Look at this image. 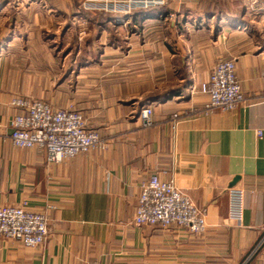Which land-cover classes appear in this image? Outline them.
Wrapping results in <instances>:
<instances>
[{"label": "crops", "instance_id": "obj_1", "mask_svg": "<svg viewBox=\"0 0 264 264\" xmlns=\"http://www.w3.org/2000/svg\"><path fill=\"white\" fill-rule=\"evenodd\" d=\"M104 1L120 10L86 12L85 38L70 0L0 3V205L49 218L38 246L0 236V264H264V0L128 12V0ZM112 30L129 37L110 39ZM220 59L235 61L245 100L204 113L207 97L189 86ZM17 95L82 112L108 148L50 163L41 149L15 147ZM154 174L206 210L203 233L135 225L140 185ZM232 188L243 190L241 224L229 217Z\"/></svg>", "mask_w": 264, "mask_h": 264}, {"label": "built area", "instance_id": "obj_2", "mask_svg": "<svg viewBox=\"0 0 264 264\" xmlns=\"http://www.w3.org/2000/svg\"><path fill=\"white\" fill-rule=\"evenodd\" d=\"M91 10H120L114 3L87 0ZM165 0H128L125 11L163 4ZM124 11V12H125ZM201 92L207 97L199 109L210 113L230 111L245 100L233 59H220L214 65L207 81L189 86V93ZM10 104L18 112L11 121L9 135L17 148H38L45 152L50 163H60L93 149L106 150L108 141L96 129L87 127L83 113L73 108H54L40 99L14 96ZM139 118L144 126L153 122V107L145 105ZM262 135L263 132H258ZM229 217L237 224L243 220V190H229ZM134 223L162 228H184L191 233L206 230V210L198 207L173 181L162 180L154 174L140 185ZM46 213L27 210L23 205H0V236L17 239L26 247L42 244L49 235ZM82 264H97L83 262Z\"/></svg>", "mask_w": 264, "mask_h": 264}, {"label": "rangeland", "instance_id": "obj_3", "mask_svg": "<svg viewBox=\"0 0 264 264\" xmlns=\"http://www.w3.org/2000/svg\"><path fill=\"white\" fill-rule=\"evenodd\" d=\"M49 1V0H48ZM66 1H69V0H66ZM87 0H70V3L76 5L78 7V9L81 11V13H78L80 14L79 16H77L76 18V22H77V35L80 37V38H85L87 35L89 36H93V32H90V29L87 28V25H85V21H83V18H81V16H85V13L86 14H89L90 16H92L90 14V12L92 11H103V10H91V9H87L85 8L86 6V2ZM7 2V5H9L10 7H16V6H20V5H26V4H31V0H0V3H5ZM50 2H56V3H64L65 0H50ZM100 3H103V0H99ZM40 3V2H38ZM94 20L98 21V20H103L102 17H100L99 15L98 16H95L94 17ZM81 22V24L83 25H79ZM95 30H96V27H94ZM92 33V34H91ZM110 36L111 38L110 39H116V38H119L118 40H123V39H127L129 37V33L127 32V30L124 32H119V31H116V30H112L110 32ZM14 63L17 64V62H13V67L12 68H15L16 66H14Z\"/></svg>", "mask_w": 264, "mask_h": 264}]
</instances>
